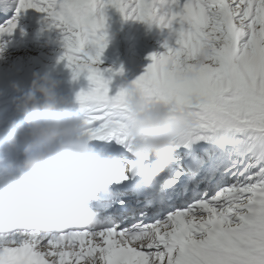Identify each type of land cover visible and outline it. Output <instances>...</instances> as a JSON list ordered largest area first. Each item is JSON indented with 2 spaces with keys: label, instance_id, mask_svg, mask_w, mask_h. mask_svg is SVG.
Segmentation results:
<instances>
[{
  "label": "snow or ice",
  "instance_id": "1",
  "mask_svg": "<svg viewBox=\"0 0 264 264\" xmlns=\"http://www.w3.org/2000/svg\"><path fill=\"white\" fill-rule=\"evenodd\" d=\"M108 8L176 37L133 82L189 118L147 184L151 162L126 135V89L110 95L99 67ZM28 9L63 30L61 59L89 82L76 96L85 135L115 170L92 200L97 227L0 233V264H264V0H18L17 16ZM205 46L212 55L194 69Z\"/></svg>",
  "mask_w": 264,
  "mask_h": 264
},
{
  "label": "clouds",
  "instance_id": "2",
  "mask_svg": "<svg viewBox=\"0 0 264 264\" xmlns=\"http://www.w3.org/2000/svg\"><path fill=\"white\" fill-rule=\"evenodd\" d=\"M211 55L209 47L200 49L193 68L207 63ZM58 88V81L50 76L34 75L28 91L14 100L24 124L9 125L7 146L14 149L20 139L24 147L18 165H0V233L59 232L99 224L92 200L106 190L115 169L102 165L100 153L85 135L80 106L71 113ZM124 88L126 135L132 155L151 162L144 175L145 183H151L171 164L174 143L189 118L146 97L133 82Z\"/></svg>",
  "mask_w": 264,
  "mask_h": 264
},
{
  "label": "rangeland",
  "instance_id": "3",
  "mask_svg": "<svg viewBox=\"0 0 264 264\" xmlns=\"http://www.w3.org/2000/svg\"><path fill=\"white\" fill-rule=\"evenodd\" d=\"M3 1L12 12L10 20L16 18L18 26L11 34L5 33L1 37L8 41V54L11 55V59L0 60V71H2V64H9V66L18 69L23 67L24 63L25 66L29 65L38 74L46 73L50 77L57 76V80H59L58 93L65 101L64 107L75 114L79 110L76 96L82 90L77 87V81L83 80L88 84L89 82L83 75L73 80L72 73L66 66L67 62L61 59L65 51L62 44L63 30L57 27H48L51 21L46 20L44 14L34 9L25 10L17 16L18 0ZM105 16L107 47L99 66L102 71L111 69L112 75H115L122 67L131 68L134 74L140 77L151 63L148 57L158 56L166 51L164 48L166 41L170 47L176 46V37L167 28H159L155 25L149 28L134 19L125 20L114 8L106 9Z\"/></svg>",
  "mask_w": 264,
  "mask_h": 264
},
{
  "label": "bare ground",
  "instance_id": "4",
  "mask_svg": "<svg viewBox=\"0 0 264 264\" xmlns=\"http://www.w3.org/2000/svg\"><path fill=\"white\" fill-rule=\"evenodd\" d=\"M0 6L1 8H7V10L9 11L6 3L3 0H0ZM11 15L12 12L9 11L7 18H5L3 21L0 22V26L5 25L10 20ZM1 37L3 36L0 35V60L8 61L11 59L10 58L11 55L8 54L9 52V46H7L8 41L6 38H1ZM22 66L23 67H19L18 69H16L11 65L9 66V64L6 65L2 64V68H1L2 71H0V83L5 81L6 79H9L13 83H15L16 86L15 88L12 87L11 90L4 88L0 89V146L1 149H5L9 161L14 166L18 165L20 160L22 159V152L24 147L23 141L18 139L16 147L14 149H9L7 146V135L3 136L1 134L5 129L8 128V126L12 122H18L20 119L24 120L23 115H19L15 112L14 100L21 93L28 91L34 75L44 76V74L36 73L35 70L31 68L29 65L25 66V64L23 63ZM103 72L105 78L106 79L110 78L112 81L111 84L109 85L111 89L110 94L112 95H114L120 88L128 84H131L138 78V76L134 74L131 68H128L126 73V78L121 80H117L116 74L112 75V72H108V71L106 72L103 71ZM51 78L59 82V80H57L56 77H51ZM115 85H118V87L115 88ZM77 87L80 89H87L89 87V84L86 83V81L81 80V81H77Z\"/></svg>",
  "mask_w": 264,
  "mask_h": 264
}]
</instances>
